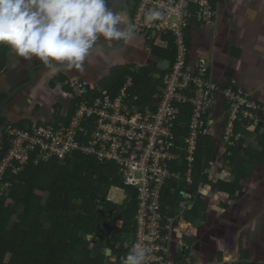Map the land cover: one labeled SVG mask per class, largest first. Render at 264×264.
Masks as SVG:
<instances>
[{
  "label": "built area",
  "instance_id": "2783aa9c",
  "mask_svg": "<svg viewBox=\"0 0 264 264\" xmlns=\"http://www.w3.org/2000/svg\"><path fill=\"white\" fill-rule=\"evenodd\" d=\"M220 1L136 0L130 19L136 36L147 39L151 48L166 51L170 48L168 39L172 38L175 52L172 64L168 61L162 64L166 73L160 91L153 97V105L140 104L132 69L114 96L89 100L74 97L69 123L60 121L56 126L49 121L33 129L7 124L9 144L0 163V184L14 162L19 164L15 173L24 170L29 162L57 160L66 165L75 154L93 158L99 164L115 162L123 186L135 191L133 245L140 243L149 249L145 264H173L172 231L177 220L162 214L166 185L173 180H186L192 185L199 139L210 131L211 117L215 116L220 97L228 111L214 118L222 125L221 138L228 149L247 140L237 130V123L246 122L255 128L258 115L264 113V106L234 82L227 86L213 82L207 59H190L186 31L191 20L195 16L199 23L214 26ZM153 8L162 11L163 18L147 23L145 13ZM184 108H189V114ZM183 112L188 118L184 125L187 134L179 145L177 127ZM181 163L187 167L183 179L176 170ZM178 245V249L186 247L183 242Z\"/></svg>",
  "mask_w": 264,
  "mask_h": 264
},
{
  "label": "crops",
  "instance_id": "0c3cea01",
  "mask_svg": "<svg viewBox=\"0 0 264 264\" xmlns=\"http://www.w3.org/2000/svg\"><path fill=\"white\" fill-rule=\"evenodd\" d=\"M119 1L106 0L107 7L119 12L122 10ZM134 11L135 6L131 15ZM187 41L191 61L199 58L209 61L213 82L221 86L234 82L264 106V0H221L215 25L199 23L194 16ZM1 46L4 54L0 69V151L7 124L33 127L70 115L73 98L89 94L80 89L79 80L89 84L91 92L115 67L135 65L139 71L143 65H152L164 72L162 64L166 62L154 56L150 44L138 36L128 45L123 42L109 45L99 40L82 68L60 62L45 65L35 58L24 60L8 46ZM222 110L220 97L216 113ZM214 117L210 134L216 144L209 181L215 183V188L209 192V203L202 214L194 213V193H182V202L186 204L177 210L173 225L172 263L264 264V158L261 161L252 158L264 152V113L258 115L255 128L241 131L247 139L241 143L242 150L249 151L244 157L249 177L242 180L232 174L228 148L221 140L222 125ZM219 181L228 182L235 191L237 187L231 204L216 187ZM192 212L199 219L194 220ZM183 238L187 240L186 253L181 256L177 246Z\"/></svg>",
  "mask_w": 264,
  "mask_h": 264
},
{
  "label": "trees",
  "instance_id": "16d2710c",
  "mask_svg": "<svg viewBox=\"0 0 264 264\" xmlns=\"http://www.w3.org/2000/svg\"><path fill=\"white\" fill-rule=\"evenodd\" d=\"M187 35L188 30L186 40ZM168 40L169 50L152 48V54L172 64L175 52L172 38ZM186 43L189 48L188 41ZM3 54L4 51L1 50L0 69L3 65ZM132 69L140 104L153 105V97L160 91L166 71H159L152 65H143L139 71L135 65L115 67L106 79L89 94L81 95L80 99L114 96L122 87L126 75L132 73ZM222 111H228L224 103ZM184 112L189 114V108H184ZM184 112L177 127L179 145H182V139L187 134L184 125L188 118ZM69 119L70 115L56 118L50 123L58 126L61 122L69 123ZM47 123L33 127L9 124L33 129ZM249 127L246 122L244 125H236L240 132L242 128ZM210 133L202 134L199 139L193 185L187 187L183 180H173L166 185L162 200L164 217H177V210L186 204L182 202V193L185 192L194 193V213L200 210L204 213L209 203L208 194L215 188V183L209 181L212 150L216 144ZM8 144L5 134L0 163L6 155ZM248 152L247 150L244 153L241 145L227 151L228 161L233 166L232 174L237 175L240 180L249 177L244 161ZM252 158L261 161L264 152ZM180 165L176 170L183 179L187 167L186 163ZM16 166H19L16 162L11 164L0 184V264H123L135 239L136 202L135 191L123 186L119 178V167L115 162L99 164L93 158L75 154L68 158L66 165H61L57 160L40 164L29 162L24 170L15 173ZM113 186L131 192L126 209L117 205L112 210L113 203L108 200V196ZM216 187L219 188L221 196L228 197L231 204L237 187L235 191L231 184L220 181ZM36 192L48 194L47 200L43 202L42 198L36 196ZM103 200L105 201L101 206ZM191 216L194 220L199 219V215L195 218L193 212ZM12 217L16 221L9 225Z\"/></svg>",
  "mask_w": 264,
  "mask_h": 264
},
{
  "label": "clouds",
  "instance_id": "9594fccd",
  "mask_svg": "<svg viewBox=\"0 0 264 264\" xmlns=\"http://www.w3.org/2000/svg\"><path fill=\"white\" fill-rule=\"evenodd\" d=\"M163 15L149 9L145 21H159ZM101 39L109 45H128L136 39L128 13L112 11L106 0H0V45L8 46L18 58L82 68ZM148 252L136 243L123 264H145Z\"/></svg>",
  "mask_w": 264,
  "mask_h": 264
},
{
  "label": "rangeland",
  "instance_id": "374dc122",
  "mask_svg": "<svg viewBox=\"0 0 264 264\" xmlns=\"http://www.w3.org/2000/svg\"><path fill=\"white\" fill-rule=\"evenodd\" d=\"M2 47V48H1ZM1 50H4L3 46L0 45V51ZM78 94V92L76 93ZM214 114H217L216 112H214ZM24 127H26V124L23 125ZM195 163V162H194ZM194 164H193V170H192V185H193V176H194ZM185 184L187 185V187H191L192 185H188L186 180H184ZM6 189V187H5ZM38 193V192H36ZM39 194V193H38ZM39 196H41L40 198H42L43 201H46L47 198H48V194H39ZM38 196V197H39ZM44 196V197H43ZM109 201L113 204H116L118 205L120 208L122 209H126V202H128V200L131 199V192L130 191H127V190H123L121 189L120 187H117V186H113L110 191H109ZM103 205V203H101V206ZM199 214L202 213V211H198ZM16 221V218L12 217L9 225L12 223V222H15ZM114 222V221H113ZM119 224V223H118Z\"/></svg>",
  "mask_w": 264,
  "mask_h": 264
},
{
  "label": "water",
  "instance_id": "95a60500",
  "mask_svg": "<svg viewBox=\"0 0 264 264\" xmlns=\"http://www.w3.org/2000/svg\"><path fill=\"white\" fill-rule=\"evenodd\" d=\"M79 84L81 85V90L82 91H84L85 93H89V90H90V85L89 84H84L83 83V81L82 80H79ZM104 201L105 200H103V202L102 203H104ZM116 204H113L112 205V210H114L115 208H116ZM182 242H183V244L184 245H186V243H187V240L185 239V238H183L182 239ZM178 253H180L181 254V256H184L185 255V253H186V247L185 246H183V247H181V249H179V251H178ZM182 259V258H181Z\"/></svg>",
  "mask_w": 264,
  "mask_h": 264
},
{
  "label": "flooded vegetation",
  "instance_id": "af4514ba",
  "mask_svg": "<svg viewBox=\"0 0 264 264\" xmlns=\"http://www.w3.org/2000/svg\"><path fill=\"white\" fill-rule=\"evenodd\" d=\"M119 1V0H117ZM136 4V0H123L119 1V7L122 10H125L128 13L129 19H131V10H133Z\"/></svg>",
  "mask_w": 264,
  "mask_h": 264
}]
</instances>
